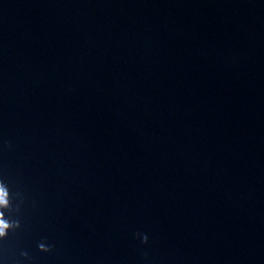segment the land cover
Returning <instances> with one entry per match:
<instances>
[{
  "label": "water",
  "instance_id": "95a60500",
  "mask_svg": "<svg viewBox=\"0 0 264 264\" xmlns=\"http://www.w3.org/2000/svg\"><path fill=\"white\" fill-rule=\"evenodd\" d=\"M0 178L7 264H264V0H0Z\"/></svg>",
  "mask_w": 264,
  "mask_h": 264
},
{
  "label": "clouds",
  "instance_id": "9594fccd",
  "mask_svg": "<svg viewBox=\"0 0 264 264\" xmlns=\"http://www.w3.org/2000/svg\"><path fill=\"white\" fill-rule=\"evenodd\" d=\"M12 194L10 193V189L6 181L0 178V204H6V210L10 213L12 211ZM0 217H3V213H0ZM20 227V222L18 219H12L9 215L8 218H0V241H4L10 231H14L15 229ZM141 243L148 242V235L146 233H138L137 234ZM38 248L40 251L48 252L51 250L50 245L46 242H40L38 244ZM21 256L27 257L26 252H21ZM0 264H7L6 260L0 257Z\"/></svg>",
  "mask_w": 264,
  "mask_h": 264
}]
</instances>
